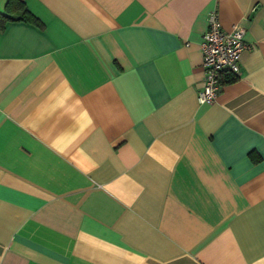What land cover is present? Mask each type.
<instances>
[{
  "label": "crops",
  "instance_id": "1",
  "mask_svg": "<svg viewBox=\"0 0 264 264\" xmlns=\"http://www.w3.org/2000/svg\"><path fill=\"white\" fill-rule=\"evenodd\" d=\"M25 1L43 25L0 29V264H264V0ZM213 9L248 46L200 103Z\"/></svg>",
  "mask_w": 264,
  "mask_h": 264
},
{
  "label": "built area",
  "instance_id": "2",
  "mask_svg": "<svg viewBox=\"0 0 264 264\" xmlns=\"http://www.w3.org/2000/svg\"><path fill=\"white\" fill-rule=\"evenodd\" d=\"M246 27L236 23L231 29L224 27L217 9L207 16V27L202 34V64L205 70L204 84L198 91L200 103L211 102L219 92L226 75H238L239 58L248 46Z\"/></svg>",
  "mask_w": 264,
  "mask_h": 264
},
{
  "label": "trees",
  "instance_id": "3",
  "mask_svg": "<svg viewBox=\"0 0 264 264\" xmlns=\"http://www.w3.org/2000/svg\"><path fill=\"white\" fill-rule=\"evenodd\" d=\"M16 19L43 25L39 17L30 11L25 0H7L4 9L0 11V29H3L9 20ZM234 76L236 75H231L228 79H233Z\"/></svg>",
  "mask_w": 264,
  "mask_h": 264
}]
</instances>
